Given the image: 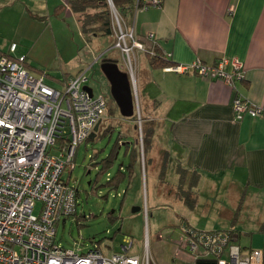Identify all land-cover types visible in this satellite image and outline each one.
<instances>
[{
	"label": "crops",
	"instance_id": "obj_1",
	"mask_svg": "<svg viewBox=\"0 0 264 264\" xmlns=\"http://www.w3.org/2000/svg\"><path fill=\"white\" fill-rule=\"evenodd\" d=\"M68 1L0 0V17L12 18L14 14L15 21L20 19L17 27L29 19L40 25L41 30L34 38L20 35L22 41L32 44L27 54L20 51L17 55H25L29 62L30 50L40 39L41 43L42 39L50 42L53 54H60L67 47L63 42L68 46L75 44V36H69L70 26L78 31L77 38H84ZM126 29L143 45L160 47L172 63L189 64L199 60L209 65L220 59L242 63L241 76L232 86L219 77L149 68L147 63L137 70V103L139 89L150 116L160 126L171 123L165 146L155 149L156 153L162 151L167 155L164 176L160 178V166L152 160L148 175L142 164L144 181L147 184L149 180L153 191L152 199L160 198L158 189L162 188L169 200L181 205L173 211L179 225L185 223L200 230L227 227L254 201L263 208L264 114H244L238 119L234 116L232 100L240 96L252 105L264 106V0H162L159 6L135 10ZM58 42L63 46L61 49ZM3 49L0 55L10 52L8 46ZM15 51H19L17 45ZM224 70L230 73L232 66L227 63ZM58 81L51 86L60 88L65 83ZM158 134L159 128L153 135V144L159 140ZM177 166L187 174H198L193 209L176 194ZM199 206L206 212L215 211L218 223L210 227L206 222L200 223L190 213ZM181 238L180 234L171 243L177 249L175 255L181 251L179 264H188L191 255L179 247ZM160 245L155 242L152 255L146 250L156 264H167Z\"/></svg>",
	"mask_w": 264,
	"mask_h": 264
},
{
	"label": "built area",
	"instance_id": "obj_2",
	"mask_svg": "<svg viewBox=\"0 0 264 264\" xmlns=\"http://www.w3.org/2000/svg\"><path fill=\"white\" fill-rule=\"evenodd\" d=\"M159 6V0H143ZM116 23V42L122 55L130 58L133 48L143 49L132 32L122 31L119 17L111 6ZM131 38L127 45L126 37ZM16 49L10 43L9 51ZM25 55H0V264H156L145 251L130 254L131 241L124 239L121 251L104 254L97 248L84 253L65 249L55 241V224L73 215L77 206L76 189L62 178L64 170L74 167L76 148L93 130L106 109L102 93L91 95L83 89L85 71L73 75L60 88L44 81V76L27 70ZM229 63L232 71L226 72ZM130 77L137 96L133 66ZM166 71L216 76L232 86L241 76L242 63L220 59L213 64L194 60L189 64L164 67ZM236 118L245 113L256 116L264 106L233 99ZM68 137L65 147L57 145ZM52 150V151H51ZM40 202L34 213L35 202ZM190 232L183 247L191 254L188 264L197 258H212L209 264H263L260 248L242 249L225 231Z\"/></svg>",
	"mask_w": 264,
	"mask_h": 264
},
{
	"label": "rangeland",
	"instance_id": "obj_3",
	"mask_svg": "<svg viewBox=\"0 0 264 264\" xmlns=\"http://www.w3.org/2000/svg\"><path fill=\"white\" fill-rule=\"evenodd\" d=\"M13 16L14 14H11L12 18L7 19L4 16L0 17V47L2 46L0 49L3 51V48L9 47V42L14 40L19 51L8 53L11 56H17L20 51L27 54L32 43L22 41L20 35L34 38L41 30L40 25L29 19L28 22H20L17 27L20 19L15 21ZM120 24L122 31L126 30L128 25L121 18ZM76 31L70 26L69 36H75V44L68 46V43L63 42L67 47L63 52L59 51L60 54H53L50 42L48 40L43 42L42 39L41 43L40 39L31 48L30 55H27L30 64L53 76L43 75L47 84L57 85L58 79L64 75L73 76L85 71L87 79L83 84L90 86L94 94L102 93L106 100V109L101 115L98 130L93 136L78 144L74 167L69 174L68 170L62 173L64 180L69 175L67 181L77 190V206L74 215L65 217L63 224L62 219L55 224V241L75 253L97 248L104 254H109L118 252L122 245H126L124 239L128 236L131 241L130 254L142 255L149 250L152 255L157 242V245L162 244L160 248L167 264H179L178 257L181 251H178V256L175 255L177 249L171 240L179 238L181 234V225L173 212L181 205L169 200L162 188L158 189L161 193L160 198L152 199L154 196L152 188L149 187V180L147 184L144 181L141 121L142 116L151 114L146 109L144 100L139 101L138 98L134 116L129 119L123 118L99 66L102 56L107 55L116 61L121 70L130 75V60L133 75L137 79L136 70L145 66V55L139 51L137 53L134 47L128 59L126 54L122 55L120 50L113 46L114 36L112 38L98 35L88 40L85 37L77 38ZM126 32L128 33L129 29ZM63 33L66 36V32ZM125 41L127 45L131 44V38L128 36ZM57 45L60 49L63 47L59 42ZM134 137L138 138V144ZM158 145H153L155 146L153 153L148 152L150 160L156 163V166H160L163 157L162 151L160 154L155 151L160 147ZM129 167L131 178H128L127 174ZM122 168L127 175L123 180L119 174V169ZM146 169L148 175L152 169L148 160ZM246 206L225 229H233L239 235L237 242L240 245L260 248L264 243V206L261 208L258 201ZM39 207L40 202H35L33 209L35 214L38 213ZM199 207L201 209H194L190 213L200 223L206 222L207 227L212 223L215 225L218 223L219 217L214 214L215 211L206 212L203 206Z\"/></svg>",
	"mask_w": 264,
	"mask_h": 264
},
{
	"label": "trees",
	"instance_id": "obj_4",
	"mask_svg": "<svg viewBox=\"0 0 264 264\" xmlns=\"http://www.w3.org/2000/svg\"><path fill=\"white\" fill-rule=\"evenodd\" d=\"M110 1L112 3L113 8L115 9L118 17H119V21L121 18V20L125 24H127L128 26L130 25V21H131V18H132L134 11L139 9V8H142L143 5L147 4L143 0H110ZM161 3H162V0H159V5H161ZM68 6H69V9L72 11V13H74L77 16V19H78V22L80 25V31L86 39L89 40L92 37L98 36V35L110 36L112 38L114 36V43H115V41H116L115 33L117 30V27L115 28L116 23H115L113 13L111 10L112 7L109 4L108 0H69ZM128 26H127V28H128ZM113 46H114V44H113ZM135 50L137 53H138V51L144 53L145 58H146V63H147L149 68H158V67L164 68L167 66L177 64V63H172L169 60L168 56L165 55L162 52V50L160 49V47H158L157 45H153V46L152 45L151 46L143 45V49L140 50V49L135 48ZM1 54H5L8 57H11V55L9 53L2 52ZM103 56H105V55H103ZM136 57H137V54H136ZM23 64L27 68V70L32 72V73H36V74H40V75H46L47 74L48 76L53 77L50 74H48L47 72H45L44 70L33 66L32 64H30L26 60H24ZM136 67H137V62H136ZM69 77H71V76L64 75L59 80H60V82H63V81L65 82L67 80V78H69ZM237 78H238L237 76H234L233 82ZM233 82H232V85H233ZM137 89H138V86H137ZM138 98L140 101L141 100V92L139 89H138ZM234 98H239L241 101H246L244 98H242L240 96H236ZM232 103H233V100H232ZM245 114H247V113H245ZM261 114H264V113H261ZM133 116H134V114L130 117H123V118L129 119V118H132ZM144 116H142V121H141V137H142L141 145H142V154H143V156H142L143 165L146 168L147 160L149 161V163L151 161L150 160L151 157L148 155V152H150L151 148L154 145L153 144L154 143L153 142L154 133L159 128V134L158 135L160 136V138H159V140H157V143L155 145H158V143H159L158 147L161 146L162 144L164 145V143H166V134L170 128L171 123L165 122V123H163L164 125L160 126L158 124L157 119L153 118L150 115L147 116V114H146V117H144ZM98 127H99V124H98ZM104 131L105 130H103V132ZM92 133H93V130L84 140H86L89 136H92L91 135ZM95 133H96V131H95ZM134 138H135L136 144H138L139 143L138 138L137 137H134ZM67 140H69L68 137L61 138L56 143H57V145H60L61 147H65ZM117 145H118V143H117ZM75 156H76V151H75L74 159H75ZM135 156H136V153H135ZM167 167H168V158H167V155L164 153L162 160H161V163H160V178H162L164 176L165 170ZM67 170H68V174H69L71 169L69 168ZM176 172L179 175L178 185L176 188L177 189L176 194L184 201V204L189 209H193V207L195 206V203H196V191H195L194 187H195L196 182H197L198 174L196 172H194V173L192 172L190 174H187L186 170L181 168L180 166H177ZM119 174H120V176H122V180L125 179V176H127L125 174L124 168H122V170L119 169ZM127 174L129 175L128 178L132 177L130 167H129ZM68 178H69V175H68ZM76 195H77V190H76ZM185 229H190V230L197 231V232L225 231V232H227L229 239L232 240L233 242H235L236 244H238L240 246V248H242V249H251L252 248V247L240 245L239 242H237L239 235L233 229L220 228V229H212V230H200V229H196V228L190 226L189 224L183 223L180 226L182 238H181V241L179 243V247L185 251H187V249H185L183 247V243H184L185 237L187 238V236H189V234H190V232H186ZM261 250H262V254H263V264H264V243L262 245ZM119 251H121V249ZM187 252L189 253V251H187ZM128 253H129V249H128ZM211 260H212V258H197L195 263L196 264H209V263L213 262Z\"/></svg>",
	"mask_w": 264,
	"mask_h": 264
},
{
	"label": "water",
	"instance_id": "obj_5",
	"mask_svg": "<svg viewBox=\"0 0 264 264\" xmlns=\"http://www.w3.org/2000/svg\"><path fill=\"white\" fill-rule=\"evenodd\" d=\"M109 4L112 6L110 0ZM100 69L109 83L110 94L118 107L119 113L122 117H130L134 114L137 104V96L134 94L133 81L127 72L121 70L116 61L112 58L103 56L100 59ZM90 95L92 88L88 85H83ZM98 123L93 128V134L98 129ZM139 209V207H137Z\"/></svg>",
	"mask_w": 264,
	"mask_h": 264
},
{
	"label": "flooded vegetation",
	"instance_id": "obj_6",
	"mask_svg": "<svg viewBox=\"0 0 264 264\" xmlns=\"http://www.w3.org/2000/svg\"><path fill=\"white\" fill-rule=\"evenodd\" d=\"M103 57V56H102ZM105 57L110 58L109 56L105 55ZM100 122V121H99Z\"/></svg>",
	"mask_w": 264,
	"mask_h": 264
}]
</instances>
